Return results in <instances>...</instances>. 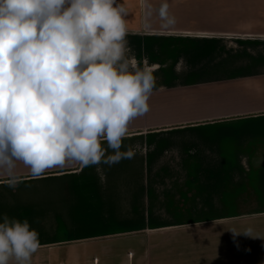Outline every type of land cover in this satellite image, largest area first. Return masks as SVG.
I'll return each instance as SVG.
<instances>
[{"label":"crops","instance_id":"crops-1","mask_svg":"<svg viewBox=\"0 0 264 264\" xmlns=\"http://www.w3.org/2000/svg\"><path fill=\"white\" fill-rule=\"evenodd\" d=\"M117 4L130 70L156 78L135 156L0 168V217L39 233L31 264H264V0Z\"/></svg>","mask_w":264,"mask_h":264},{"label":"clouds","instance_id":"clouds-1","mask_svg":"<svg viewBox=\"0 0 264 264\" xmlns=\"http://www.w3.org/2000/svg\"><path fill=\"white\" fill-rule=\"evenodd\" d=\"M160 13L174 23L167 4ZM126 15L117 0H0V168L15 175L22 162L39 177L66 161L135 156L122 141L149 110L156 78L130 70ZM0 220V264H31L39 233L27 219Z\"/></svg>","mask_w":264,"mask_h":264},{"label":"rangeland","instance_id":"rangeland-1","mask_svg":"<svg viewBox=\"0 0 264 264\" xmlns=\"http://www.w3.org/2000/svg\"><path fill=\"white\" fill-rule=\"evenodd\" d=\"M200 171H202V169H200ZM236 209V208H235Z\"/></svg>","mask_w":264,"mask_h":264}]
</instances>
